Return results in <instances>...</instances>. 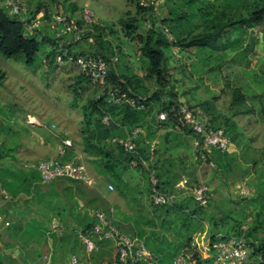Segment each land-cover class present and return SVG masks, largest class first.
Listing matches in <instances>:
<instances>
[{"label":"trees","instance_id":"trees-1","mask_svg":"<svg viewBox=\"0 0 264 264\" xmlns=\"http://www.w3.org/2000/svg\"><path fill=\"white\" fill-rule=\"evenodd\" d=\"M130 1H137L138 16L136 18L122 16L119 19V25L122 26L121 33L125 38L131 39L136 35L139 37L142 59L145 61V64L147 60L149 61L148 66H146L147 73L145 75H139L138 73L132 72V70L130 72V65L126 66L124 71H120L118 68L119 62H112V57H114L116 53V48H118L120 53L122 52L119 44L114 47L112 41L107 38L108 33L106 29H109L110 33L120 31L113 29L115 24L110 26L93 23L87 26L82 20L76 19L75 23L78 28L84 29L81 40L83 42V47L81 50L76 51L75 48H73V44L69 45V56L74 60L80 54L102 57L109 65L107 83L110 85L122 84L124 87L131 89L134 93L146 99V104L150 105V109L139 110L128 105L108 104L104 96L97 97V93L99 92V89H97L96 95L82 106L84 119L82 122V139L80 144L83 153L88 156L95 171L106 176L107 179L114 184L118 192L122 193L124 188V174L130 170L133 163H136L135 167L141 170L143 176L145 178L147 177L148 180L149 170H155L158 177L157 187L167 194L175 195L177 192L175 186L183 179V174H170L169 172H165L163 170L164 166L159 165L160 160L156 159V162L154 161L158 149L156 147L152 148L150 144V141L155 138L157 126L161 124L169 125L173 128V132H183V134L186 135L196 136L190 130L182 129L179 131L175 129L179 124V117L174 113H169L168 119L164 121L159 120L156 115V113L161 110L169 111L172 106L178 107L179 105H183L180 104L181 101L178 100V93L174 90L175 85L172 83V78H170L175 70L183 66L181 59L177 60L178 66H171L170 61L172 58H175L173 54L176 53L174 49L177 48L179 52H192V48L196 46L199 48H212L217 52L223 53L225 50L240 47H245L246 50L250 47L254 48L257 43L254 37H251V42L249 44H246L242 37L246 34L247 30L264 24V0H165L164 8L166 9V13L162 17L155 14V0H147V5L140 3L141 0ZM59 2L60 0H43L35 5H29L31 16L34 17L40 10L43 8L46 9L44 22H47L46 25H48L50 15L54 11H58L57 6H59ZM60 3H62L64 13H66L70 19L75 18V14L79 9L77 3H71L70 5L68 0H61ZM147 15H149V17H147ZM14 16V18L10 17L7 10L2 8L0 4V53L6 57H15L19 54H23L26 63L31 65L36 53L40 50L41 43L49 40L51 41V49L48 52L47 59H51L52 61L53 57L54 60L55 38L51 39L48 35H41V27L37 29L38 34H29L31 36L27 35L28 33L22 21L23 15ZM148 18H150L152 26L143 33H139V29L146 23ZM165 29L169 30L171 37L166 34ZM227 33L228 35H226ZM91 36L94 38L93 43L89 42ZM223 37L226 38L224 41H221ZM75 43L77 44L79 42ZM122 53L121 56H124ZM121 56L118 58V61L121 60ZM147 78L153 79L157 86V89L151 93L145 85V79ZM5 79L6 74L0 66V82H4ZM89 84H91L90 80L80 72L77 76V82L71 85V89L77 99L82 95L80 89L87 88ZM169 86H171V89ZM167 88L169 89L166 90ZM222 93L231 96L230 109L233 113L231 116L236 117L252 111L242 109V106L247 103L248 97L244 88L240 85L226 80ZM166 96L168 97L166 98ZM259 96L261 98L263 97L262 94H259ZM209 102V104L207 102H201L200 107L208 116L211 127L214 129L224 128L230 135L228 128L224 125L227 124V120L225 117L219 120L214 100ZM75 104H77V102ZM188 107L195 108L199 106L190 103ZM106 113L110 114L112 118L109 124L103 122V116ZM136 129L145 131L147 135L142 137V134L139 133L136 139L133 138L136 145L135 152H128L119 144L110 141L111 138L116 136L125 137L128 134L133 135ZM59 137L63 138L66 136L59 134ZM147 140H149L148 143L146 142ZM175 141L179 145L172 147L173 154L179 149L178 147L180 145L189 143L185 136L181 138V141ZM184 150L189 152L190 155L193 153L192 157L195 162L202 166L201 171L197 173H194L193 170H186V175L189 176L187 184L194 187L205 183L209 186L207 180L210 176H213L212 172L214 171V167L212 163L215 160L216 151L219 150L214 149L210 153L203 151L205 153L204 157L202 156L200 147L198 149L194 143L187 145ZM76 155L77 151L74 145L73 147L66 148L65 154L59 156L58 159L61 162H66L75 158ZM1 158L0 156V159ZM0 176L2 175L0 174ZM33 179H35V182L41 181L40 176ZM2 180L3 179L0 177V181ZM59 180L63 181L65 179ZM66 180L71 183L75 182L76 186L74 187V194L72 195H70L69 192L71 188L70 185L65 188L66 190L63 191V193L56 191L53 187H55L57 180H54L51 182V190L39 189L38 192H36V199L34 197L31 201L30 198L25 199L23 197L25 199L24 207L26 212L21 213L15 211V221L10 223L7 227V231L3 235H0V239L5 248L14 249L17 246V241L25 242L27 241L25 239H31L32 237H35L39 242H46L48 240V234L46 235L45 230L48 229V225L51 224L55 218H58V220L60 219L59 221L62 223V226H65L66 232L71 230L73 233L78 231L83 235L91 234L94 225L97 223V219L95 214H89L88 209L82 210L80 208V202L77 198L88 201L87 205L89 208L95 211L99 210L102 204L101 200L104 199L98 195L97 189H86V186H83L82 183L80 182V184L77 180ZM4 181L2 186L5 187L7 182L6 180ZM29 186L30 184L27 185L28 194L30 193ZM17 193L16 191L12 192V196L8 198H6L3 193H0V201L4 202L2 205H15L19 198ZM90 194L91 196L93 195L92 198L87 196H90ZM95 195H98V197ZM243 198L247 199L246 197ZM36 200L38 203L43 202V207L39 206L35 209V207L31 205V202L33 204ZM93 200L96 202L94 205L91 204ZM103 206L105 207L102 209L105 210L108 217L114 222L109 207H107L106 204ZM167 207L170 208L172 206H155L156 210L165 209ZM51 210L55 212V216L53 217L49 216ZM38 212L48 216L47 221H39L36 219H31L29 221L27 219V217L31 218L35 216ZM0 213H5V211L0 209ZM248 216L243 220L237 221L234 229L232 228V232L229 231L223 235H220L221 232H219L218 229L215 230L217 227L212 225L210 249H213V245L225 236H244L254 248V252L251 254L250 258L264 256V221H261L258 216H251V221L248 222L247 229H243V224L248 219ZM116 225L120 228L118 224ZM215 226H217V224H215ZM261 233L263 236L259 237ZM136 234L140 238L144 235L142 229L138 228ZM51 236L56 240V243L58 240L56 238V233H52ZM131 237L134 239L133 236ZM60 239L63 240L64 236L62 235ZM191 241L192 239L188 238L185 245L192 244ZM146 244L147 247L149 246L151 248V244L148 242H146ZM95 252L96 250L93 253L95 254ZM154 252L159 259V264H161L163 261H161L159 256L165 259V255H160L161 252ZM179 252L180 250L178 251L177 249L175 252L169 254L170 260H175ZM95 257L96 255L92 258ZM117 263H119L118 256ZM0 264H18V260L10 256L6 261L2 262L0 260ZM251 264H258V261L252 262Z\"/></svg>","mask_w":264,"mask_h":264},{"label":"rangeland","instance_id":"rangeland-1","mask_svg":"<svg viewBox=\"0 0 264 264\" xmlns=\"http://www.w3.org/2000/svg\"><path fill=\"white\" fill-rule=\"evenodd\" d=\"M7 1L0 0V4L2 8L7 10L9 16L14 18V15L18 14H12L9 11ZM26 1L35 5L43 0ZM69 1L77 2L80 6L92 7L101 24L110 26L115 24L113 29L120 30L110 33V30L106 29L107 38L112 41L114 47L119 44L123 52L121 53L124 56H121L120 51L116 48L114 55V57L118 56V58L121 56V60L117 61L119 62L118 68L120 71H124V68L130 65V72L132 70V72L139 75L147 73L146 66H148L149 61L147 60L145 64L142 59L139 37L136 35L131 39L125 38L121 33L122 26L119 25V19L122 16L129 18L138 16L137 1ZM147 2V0L140 1V3L145 5H147ZM155 2V14L161 17L164 16L166 13L164 8L165 0H155ZM57 8L62 11V3ZM151 26L150 18H148L138 32L143 33ZM29 34L28 32L27 35ZM48 36L54 39L51 30H49ZM251 37H254L257 43L254 48L250 47L247 50L245 47H240L228 49L222 53L212 48H199L196 46L192 48V52H179L176 48L174 49L176 53L173 54L175 58L170 61L171 66H176L178 59L182 60L183 65L180 69L175 70L170 77L175 85L174 90L178 93V100L181 101L180 104L189 106L191 103L201 108V102L209 104V101L214 100L218 119L225 117L227 120V124L224 125L230 133L231 147L236 149H229L226 152L216 151L215 160L212 163L214 167L213 176H210L207 180L213 192L209 205L204 207L194 200H188L184 207L189 210L185 212L178 210L177 212L179 218L186 216L188 223L184 224L181 219H175L174 217L168 220L169 224L174 225L173 229L176 239L173 240L171 235L166 234L163 237L164 246L151 241V249L154 251L163 252L166 249L167 255L165 257H170V252L175 250L178 243L179 245L185 243L194 234V227L199 225L201 221L205 220L210 223V225H204L205 228L212 229V225H214V227H217L215 230L218 229L223 234L229 231L232 232L237 221L243 220L248 215V218L258 216L261 221H264V24L247 30L242 38L246 44H249ZM225 38L223 37L221 41H224ZM50 49L51 41L47 40L41 43L40 50L36 53L31 65L26 63L23 54L15 57H6L0 53V66L6 74L4 82H0V137L7 139L10 136L12 140L11 146H15L25 141V139H30L41 147L45 146L40 145V141L42 138L49 137V133L47 131L45 133L44 128L31 126L26 121L29 114H35L44 125H49L51 122L56 124L54 131L61 132L72 142H75L76 151L78 150L77 154L79 153L82 156L84 153L78 143L82 139L81 129L84 119L82 106L96 95L99 88L88 85L87 88L85 87L86 89H80L82 95L77 99L71 89V85L77 82V76L80 74L79 68L69 61H65L62 66H57L55 57L54 60L52 57V61L47 59ZM226 80H230L232 83L244 88L248 101L242 106V109L252 110L251 112L249 111L236 117L231 116L233 114L230 109L231 96L222 93ZM145 85L150 93L157 89L153 79H145ZM169 88L171 89V86ZM259 94H262L263 97L261 98ZM76 102L77 104H75ZM191 139L192 143L193 138ZM2 143V140H0V145ZM82 157L86 164L92 165L86 154ZM183 157L182 164L185 165L187 163V166L190 165L189 161H183ZM171 161L173 162V160ZM195 165L194 168L200 172L201 164L196 163ZM188 169L191 170V167ZM90 172L94 177L96 176L95 172L91 170ZM231 180L236 181L240 186L245 185L248 189H253V192L248 195L247 199L243 198L241 190L237 189V186H235L236 189L234 191L231 190L230 192L228 184L235 185ZM95 181L97 182V178ZM97 184L95 189L98 188L97 190L104 194V186L99 181ZM194 187L189 186L187 194L192 195L190 191ZM65 190L64 188L63 191ZM111 192L114 193L106 196H108L110 203H115V190ZM80 200L83 202L82 198ZM91 204H96L95 200L91 201ZM85 205L90 211H94L87 204ZM19 207L20 211L23 210L22 205H19ZM5 208H8V206L6 205ZM3 218L4 220L0 222V225L4 231L7 226L6 222L14 221L16 216L11 212L9 218H5V216ZM248 222V220L245 221L243 229H247ZM56 224L54 223L52 224L54 227L52 225L50 227L54 229L61 223L58 221ZM186 225L189 229L186 228ZM66 233L63 242H58L57 240L55 243L56 240L49 235L46 242L42 241L40 244L29 247L30 250L33 248H36L37 251L41 250L40 264H45L44 255L52 251L54 254H58L57 264H63L61 261L64 260L63 258L66 257L70 248L79 252L78 254L84 253V257L92 258L94 256V253L89 254L87 252L83 237L78 231L73 233L68 230ZM93 240L96 244L100 241L96 236L93 237ZM104 244L101 245L104 246ZM22 245L21 242L17 241L16 249ZM198 245L201 256L210 251V240H200ZM36 250L33 249L27 255L30 254V256L33 255L35 257L37 254ZM20 254L22 252L18 253L14 252V249L5 248L0 239V260L2 262L8 260L12 255L13 258H17L18 264H25V261L19 257ZM257 260L258 258H250L249 263L257 262ZM109 264L117 263L113 260ZM163 264H170V262L164 261Z\"/></svg>","mask_w":264,"mask_h":264},{"label":"crops","instance_id":"crops-1","mask_svg":"<svg viewBox=\"0 0 264 264\" xmlns=\"http://www.w3.org/2000/svg\"><path fill=\"white\" fill-rule=\"evenodd\" d=\"M22 1L25 5H27L29 7V5H34L29 1L26 0H20ZM68 3L71 5L77 2L74 1H69ZM61 6V3L59 4ZM77 5L79 6V9L77 11V13L75 14L77 16H79V13L81 11V9L83 8V6H80L78 3ZM86 6V5H84ZM64 10V9H63ZM57 11V12H64V11ZM55 12V11H54ZM96 23H100V20H96ZM47 22H43L42 26H41V35H48L49 32V27L48 25H46ZM101 24V23H100ZM66 38L70 41H72V35H68L66 36ZM73 44L76 51H79L82 49L83 47V42H79V43H75V42H71L70 45ZM91 86V84H89ZM40 118H38L35 114H29L27 117V123L30 124L31 126H38L41 128L45 129V133L46 131L49 133V137H45V139H41L40 141V145H45L43 147L39 146L38 144L32 142L30 139H25V141L20 142L17 145H12L11 146V138L9 136V138L7 139H3L2 136L0 137V140H2V144L0 145V156L2 157L0 159V174L2 176H0L3 180L0 181V190L3 188L5 189L7 196L10 197L12 196V192H18L17 196L19 197L17 199V203L14 205H7L8 208H5L6 205H2L4 204V202L0 201V209H3L5 211V213H0V222H2L4 220V216L5 218H9V215L11 214V212L15 215V211L17 212H21V213H25V207H24V201L25 199L30 198V200L32 201L35 197L36 199V192H38V190H51L52 186L51 183L48 184H43L41 183V181H34L36 177L40 176L39 171L36 168V165L39 161L41 160H51V159H56L59 157V153L60 150L63 148L62 146V140L63 138L59 137V134H62L59 131H54V129L51 128V125L54 124L53 122H51L49 125H44V123L40 120ZM56 125V124H55ZM156 128V127H155ZM156 135L155 138L150 141H156L157 144L155 146H151L152 148H157V154L154 157V161L156 162L157 160H160L159 165L164 166L163 170L165 172H169L170 174H176V173H182L183 174V179L181 181H179L176 186L175 189L177 190L175 196V202L174 205L170 208H165V209H160V210H156L155 206H153L151 204L150 201V190H149V185H150V181L148 180V178L143 176V173L141 172V170H139L138 168L135 167L134 164L131 165L130 170L124 174L123 178H124V188L122 190V193L118 192L115 188V194H116V200L115 203H110L108 201V196H106L107 194H111L114 192H111L108 189V185L111 184L112 182L109 181V179H107L106 176L99 174L98 172L95 171L93 165H89L86 164L88 169L95 172L96 174V178H97V182L99 181L103 186H104V190L105 193L103 194L101 191H97L98 195H100L101 197H103L104 200H101L102 204L101 207L99 208L102 209L103 205L106 204L107 207L109 208H113L114 212H112V216H113V220L116 224H118L120 226V228L122 229V231L130 236H133L134 238H140L137 236V228L138 229H142L143 231V237L141 239H143L146 242H148L149 244H151V241H154L155 243H159V245L164 246L163 245V237L166 234H169L172 236V239L175 240L176 239V234L174 232L173 229V224H169L170 219H172V217H174L175 219H181V221L184 222V224L188 223V220L186 218V216H182V217H178L177 216V212L178 210H183L188 211L189 209L184 207L185 204H187L188 200H193V190L194 188L191 189L190 193L192 195L187 194L188 189H189V185L187 184V181L189 180V176H186V170L188 171H192V169L196 166L195 164L197 162H195V160L193 159L192 155L189 154V152H186L184 149L187 145H189L191 143L190 139L193 138L192 143H196V141L198 140V138L196 136L193 137V135H186L183 134V132H173V128L170 127L167 124H161L160 126H157L156 128ZM141 133L142 137H145L146 132L145 131H138L134 138L136 139L138 137V134ZM185 136L186 139H188L189 143L180 145L178 148V150L175 152V154L172 153V147L179 145L176 143L175 140L181 141V138ZM65 139H69V138H65ZM4 140V141H3ZM10 140V141H8ZM171 140V141H170ZM192 140V139H191ZM170 141V143H169ZM10 142V143H9ZM147 143L149 142V140L146 141ZM175 142V143H174ZM75 142H73L74 144ZM80 144V142H78ZM13 144V143H12ZM81 147V144H80ZM264 147V146H263ZM82 148V147H81ZM167 150H166V149ZM171 148V149H170ZM262 148V147H261ZM236 149L235 147H231V150ZM78 151V150H77ZM49 154V155H48ZM80 155V154H79ZM85 155V154H84ZM82 155V156H84ZM182 156H184V160L183 161H189L190 165H186L187 163H185V165L182 164ZM86 159V158H85ZM177 159V160H176ZM173 160V162L171 161ZM179 161V162H177ZM199 164V163H197ZM189 167H191V170L188 169ZM92 168V169H91ZM194 173H197L198 171L194 168L193 169ZM41 177V176H40ZM95 178V179H96ZM4 180H6V184L5 187L2 186V184H4ZM243 180V179H241ZM232 183H235V185L233 184H228V188L230 189L229 191L231 192L234 191L236 189L235 186H237L238 189V183L234 180H231ZM230 181V182H231ZM97 182H95L96 184L93 187H89L86 186L82 183L83 186H86L87 188H96L97 187ZM80 183V182H79ZM30 184V193L28 194L27 192V185ZM81 184V183H80ZM113 184V183H112ZM68 185H70V195H72L74 193V187L75 182L71 183L68 180H57L55 183V187L54 189L56 191L62 192L63 193V189L66 188ZM114 185V184H113ZM65 186V187H64ZM7 187V188H6ZM115 187V186H114ZM227 188V189H228ZM98 189V188H97ZM253 192V189H251V193ZM1 193V191H0ZM98 195H95L96 197H98ZM88 197L92 198L93 195L90 196L87 195ZM6 197V196H5ZM6 197V198H8ZM25 199H24V198ZM23 198V199H22ZM248 198V197H246ZM80 202V208L82 210H87V206L85 204H87L88 201H86L85 199H83V202H81L80 198H77ZM21 202V204H20ZM69 203V202H68ZM19 205H22L23 210H19L20 207ZM35 207V209H37L39 206L44 205L43 202L38 203V201L36 200L35 203L32 204ZM89 210V209H88ZM2 211V210H1ZM98 211V210H97ZM94 211H90L89 210V214L93 215L95 214ZM194 215V213H193ZM50 217L55 216V212H53L51 210V213L49 214ZM47 217L44 214L38 212L35 216L29 218L27 217V219L30 221L31 219H36V220H44L47 221ZM60 220V219H59ZM58 220V218H55L51 224L48 225V229L45 230L46 235L48 234L51 235L52 233H56V236L59 240V242H63V240H61V236L66 234V228L65 226H62V223ZM249 222L251 221V218L247 219ZM8 221V220H7ZM15 221V220H14ZM14 221H8L7 226L5 227L4 231L3 228L0 225V235H3L6 231H7V227L10 225V223L14 222ZM58 221L61 223L59 224V226H56L54 229H52L50 226L52 224H56V222L58 223ZM171 222V221H170ZM210 225L209 222L207 221H201L199 225H197L196 227H194L195 232L194 234L189 237L192 239L191 243L194 244V246L198 249V251L200 250V247L198 245V242L200 240H210V231L212 229H207L204 227V225ZM57 225V224H56ZM53 226V225H52ZM54 227V226H53ZM185 228V225H184ZM186 228L189 229V227ZM26 233V230H25ZM82 237L84 236L83 234L79 233ZM220 235H223V233H220ZM263 234L261 233L259 235V237H262ZM27 241L25 242H21L23 245L20 246L19 248L16 249V247L14 248V252H22V254H20V258L23 259L25 261V264H40L39 261H41V250L37 251L36 248H33L34 250H36L37 254L34 257L33 255L30 256L27 255L28 252H31L33 249L30 250L29 247H32L36 244H40L41 242H39L35 237L31 238V239H25ZM108 240V241H106ZM188 240V239H187ZM187 242V241H186ZM185 242V243H186ZM104 244V246H102L101 244ZM185 243H181L179 245L178 243V247H175V250L178 249L181 250L182 247L185 245ZM147 246V244H146ZM74 247V246H73ZM148 249H150L153 253H155L149 246ZM175 250L171 251L170 254L172 252H175ZM58 251V250H56ZM114 251V252H113ZM166 249L160 253V255L162 254L163 256L167 255L166 254ZM200 252V251H199ZM79 252L74 251L73 249L70 248V250L68 251L66 257H64L61 262L63 264H68L69 258L72 254H77L81 257V259L84 261L85 264H109L111 261H115L117 263V250H116V246L113 240L110 239H104V240H100L98 241V243L96 244V252L94 255H96L95 258H91V257H84V253H80ZM212 253H213V249H210V251L206 252L204 255H202L201 257L205 260L207 259H211L212 258ZM201 255V254H200ZM12 256V255H11ZM47 256V257H46ZM57 256L58 254H54V252H48L44 255V262L45 264H57ZM161 261H168L170 262V264H174V260H170V257H166L165 259H162L161 256H159ZM163 262H161V264H163ZM119 264V263H117ZM246 264H251L249 263V261Z\"/></svg>","mask_w":264,"mask_h":264},{"label":"built area","instance_id":"built-area-1","mask_svg":"<svg viewBox=\"0 0 264 264\" xmlns=\"http://www.w3.org/2000/svg\"><path fill=\"white\" fill-rule=\"evenodd\" d=\"M7 4L11 13L23 15V24L31 34L35 33L44 21L43 18L46 15V9L44 8L32 17L29 7L22 1L8 0ZM76 19L82 20L87 26L91 25L97 20L96 12L90 6H83L79 16L75 18L70 19L64 12H53L50 15L48 25L53 31L56 40V64L62 66L65 61H69L77 66L79 71L90 80V83L100 89L97 97L104 96L108 104L128 105L139 110L150 109V105L146 104V99L137 95L131 89L124 87L122 84L110 85L107 83L109 65L102 57L80 54L74 60L69 56L70 43L79 42L83 37L84 29L78 28L75 23ZM165 32L171 37L168 29H165ZM70 34L72 35V41L66 38V36ZM89 42H94L93 36L89 38ZM117 61V56L112 58L113 63ZM169 113H174L179 117V124L175 127L176 130L181 131L182 129H186L192 131L196 135L198 140L195 146L198 149L200 147L203 157L205 156L203 151L210 153L212 150L217 149L221 152H226L231 149L230 135L224 128H212L208 116L201 108H190L186 105H179L178 107L172 106L169 111H159L157 117L159 120L164 121L168 119ZM111 121V115L106 113L103 116V122L109 124ZM55 127V124H52V128ZM138 131H140V129H136L133 135L128 134L125 137L116 136L111 138L110 141L119 144L128 152H135L136 145L133 138ZM62 144L63 148L60 150V155L65 154V147L72 146V141L70 139H65L62 141ZM150 144L151 146H155L157 142L153 141ZM133 164L136 165V163ZM36 167L41 175L42 183L44 184L60 178L77 180L87 186H92L95 183L94 176L85 162L80 158H73L66 162H61L58 158L41 160L37 163ZM149 181V197L151 203L154 206H173L175 196L167 194L157 187L158 177L155 170H149ZM238 188L241 190L240 192L243 197H247L251 193V189H248L245 185L240 186L239 184ZM108 189L114 191L115 187L111 183L108 185ZM3 192L5 191L3 190ZM193 197L199 205L207 206L213 197V192L211 187L207 184H200L194 188ZM110 211L112 212L113 210L110 209ZM95 217L97 223L94 225L91 234L83 236V241L89 254L96 250V243L93 237L97 236L100 240L110 239L114 241L119 264H159L158 257L148 249L143 239H133L130 235L124 233L108 217L104 210L100 209L96 211ZM253 252V246L244 236L228 235L213 245V253L210 260L204 261L194 244H187L176 256L174 264H246ZM68 264L85 263L79 255L72 254ZM258 264H264V256L258 257Z\"/></svg>","mask_w":264,"mask_h":264},{"label":"clouds","instance_id":"clouds-1","mask_svg":"<svg viewBox=\"0 0 264 264\" xmlns=\"http://www.w3.org/2000/svg\"><path fill=\"white\" fill-rule=\"evenodd\" d=\"M7 7H8V9H9V11L11 12V10H10V8H9V6H8V4H7ZM13 14V13H12ZM18 15H21V14H18ZM44 19V18H43ZM23 21V20H22ZM44 22V21H43ZM42 26V24L40 25V27ZM39 27V28H40ZM48 27H49V25H48ZM26 28V27H25ZM38 28V29H39ZM50 29V28H49ZM51 30V29H50ZM26 31H27V29H26ZM52 31V30H51ZM53 32V31H52ZM27 33H28V31H27ZM37 33V30H36V32L35 33H33V34H36ZM31 34V33H30ZM38 34V33H37ZM53 36H54V33H53ZM80 42V41H79ZM57 66H59V65H57ZM92 85V84H91ZM94 86V85H93ZM95 87H97V86H95ZM98 88V87H97ZM100 90V89H99ZM98 94V93H97ZM156 115H157V113H156ZM56 126V125H55ZM51 128H52V125H51ZM56 128V127H55ZM55 128H52V129H55ZM63 140H65V139H63ZM62 140V141H63ZM62 146H63V144H62ZM74 146V144H73V142H72V146L71 147H73ZM66 148H69V147H65V151H66ZM60 154V153H59ZM59 156H61V155H59ZM75 158H80V159H83V157L82 156H80L79 155V153L76 155V157ZM37 166V165H36ZM37 168V167H36ZM41 176V175H40ZM95 178V177H94ZM60 179H65V178H60ZM57 180H59V179H57ZM73 180V179H72ZM52 182V181H51ZM51 182H49V183H51ZM80 182V181H79ZM96 182V181H95ZM41 183H42V179H41ZM82 183V182H81ZM44 184V183H43ZM48 184V183H47ZM96 183H94L91 187H93L94 185H95ZM202 184H205V183H202ZM85 185V184H84ZM239 185V184H238ZM87 186V185H86ZM3 190L5 191V189H1L0 191H1V193H3L6 197H8L7 196V193H6V191L5 192H3ZM194 198V197H193ZM195 201V200H194ZM209 205V204H208ZM207 205V206H208ZM205 207V206H204ZM110 209H112L113 210V208H110ZM103 210V209H102ZM105 211V210H104ZM96 212V211H95ZM94 212V213H95ZM111 212V211H110ZM113 212V211H112ZM112 212H111V214H112ZM207 260H210V259H207ZM258 261V260H257Z\"/></svg>","mask_w":264,"mask_h":264}]
</instances>
